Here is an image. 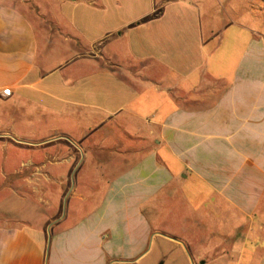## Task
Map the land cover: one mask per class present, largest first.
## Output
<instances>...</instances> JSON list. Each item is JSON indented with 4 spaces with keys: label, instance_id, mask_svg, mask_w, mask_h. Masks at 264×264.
I'll return each mask as SVG.
<instances>
[{
    "label": "crops",
    "instance_id": "1",
    "mask_svg": "<svg viewBox=\"0 0 264 264\" xmlns=\"http://www.w3.org/2000/svg\"><path fill=\"white\" fill-rule=\"evenodd\" d=\"M210 1L0 0L13 173L72 184L0 215V264H264V31Z\"/></svg>",
    "mask_w": 264,
    "mask_h": 264
},
{
    "label": "rangeland",
    "instance_id": "2",
    "mask_svg": "<svg viewBox=\"0 0 264 264\" xmlns=\"http://www.w3.org/2000/svg\"><path fill=\"white\" fill-rule=\"evenodd\" d=\"M207 5L208 7L215 6L217 12H219L218 7L224 9L231 24L234 25L230 26L229 32L231 33L236 30L235 26L254 28L258 32L264 31V0H215V2L211 0ZM1 109H3V105L0 103ZM2 117L3 115L0 114V215L8 217L9 220L19 219L17 221L19 225L22 224L20 221L23 218L34 216L37 218V222L45 223L51 220V215H54L58 203L57 200H46L45 198L51 197L50 195L53 194L65 193L67 185L72 187V184L69 182L68 184H48L43 176H60L65 174L66 169L41 168L33 165L22 167L18 173L14 174L15 169L23 166V163H27L31 153L30 147H33L29 145V142L33 138L22 136L21 131H18L19 135L11 134L6 129L8 127H4ZM72 123V129H76L77 122L72 121ZM39 126H42V123ZM34 128L44 130V128L37 127L36 124ZM22 130L23 135H28L31 131L30 125L26 128L22 127ZM70 153L72 156L75 155L73 151ZM62 155H65V152L59 151L53 159H60ZM73 157L74 161L79 158L76 155ZM75 175L73 167H70L68 178L74 179ZM77 177H81V167ZM61 212L62 210H59L57 215L52 218L59 217Z\"/></svg>",
    "mask_w": 264,
    "mask_h": 264
},
{
    "label": "built area",
    "instance_id": "3",
    "mask_svg": "<svg viewBox=\"0 0 264 264\" xmlns=\"http://www.w3.org/2000/svg\"><path fill=\"white\" fill-rule=\"evenodd\" d=\"M7 92V91H6ZM125 264H129V263H125Z\"/></svg>",
    "mask_w": 264,
    "mask_h": 264
}]
</instances>
